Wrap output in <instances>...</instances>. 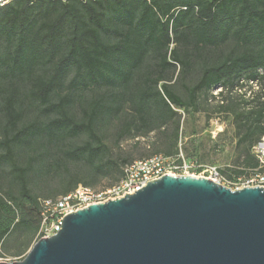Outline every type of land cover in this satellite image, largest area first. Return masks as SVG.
I'll return each mask as SVG.
<instances>
[{"label": "trees", "instance_id": "trees-1", "mask_svg": "<svg viewBox=\"0 0 264 264\" xmlns=\"http://www.w3.org/2000/svg\"><path fill=\"white\" fill-rule=\"evenodd\" d=\"M176 68L174 82L198 69L191 86L182 83L185 98L164 75ZM253 83L258 92L243 107L220 105L242 147L243 169L229 180L264 169L253 152L264 137V0H8L0 6V179L8 180L0 250L13 232L21 244L36 235L39 200L123 179L129 160L104 142L112 120L116 144L174 124L160 142L166 158L177 157L174 109L197 110L199 95L217 86L222 98ZM125 105L130 117H118ZM44 178L57 179L59 196L34 193Z\"/></svg>", "mask_w": 264, "mask_h": 264}, {"label": "water", "instance_id": "water-1", "mask_svg": "<svg viewBox=\"0 0 264 264\" xmlns=\"http://www.w3.org/2000/svg\"><path fill=\"white\" fill-rule=\"evenodd\" d=\"M60 226L21 261L0 264H264L263 187L164 175Z\"/></svg>", "mask_w": 264, "mask_h": 264}, {"label": "rangeland", "instance_id": "rangeland-1", "mask_svg": "<svg viewBox=\"0 0 264 264\" xmlns=\"http://www.w3.org/2000/svg\"><path fill=\"white\" fill-rule=\"evenodd\" d=\"M211 1V0H210ZM8 2V0H7ZM198 69L187 75L183 81H175V77L178 73V68L175 72L167 70L165 72L166 80L169 84L173 85L174 91L182 98L186 97L182 83L185 86H191L197 76ZM258 86L255 83L248 84L242 88L231 92L230 94H224L222 98L218 96L221 87L217 86L211 90L210 93L200 94L198 99L197 110L189 109L187 111L174 109L179 119L178 141H177V157H170L175 159V164L179 167L187 166L188 168L181 169L180 174L187 173L195 177L211 178L214 177L210 174V169H215L218 172L219 177L217 181L224 187L233 189L236 184H246L251 178H254L256 174L264 176V169L262 171L245 170L244 176H238L237 179H241L240 182L236 180H229L227 176L234 175L235 171L242 170L243 167L238 161V155L242 151V147L237 146V136L234 126V117L229 112H222L220 105H226L230 103V100L235 101L236 105L243 107V101H251L255 93L258 92ZM128 107L125 105L118 114V117H130ZM117 121L112 120L109 125L103 129L104 142L109 146L111 155L116 157L120 155L123 158L129 160L126 165L134 162L145 160L153 155L161 154L163 157V151L166 150L165 146L160 139H164L161 135L164 132L166 135L170 134L174 130V124H169L167 127L162 128L159 131H154L146 136L138 138H125L118 144L114 142L116 132ZM165 137V136H164ZM264 137L261 138L256 146H263ZM166 158V157H165ZM220 171H223L222 174ZM0 184L2 188L7 190L8 180L6 176L1 173ZM115 175H109L106 179H101L94 184L91 189L100 191L104 188L112 185ZM37 182V187H33L34 193L39 198H43L45 194H50L51 197H57V179H50L47 184L44 185L46 179H34ZM252 185H256L255 183ZM18 232H13L6 240L5 247L0 250L1 262L13 263L21 261L32 246L35 244V236L25 244H21L20 239L17 237Z\"/></svg>", "mask_w": 264, "mask_h": 264}, {"label": "built area", "instance_id": "built-area-1", "mask_svg": "<svg viewBox=\"0 0 264 264\" xmlns=\"http://www.w3.org/2000/svg\"><path fill=\"white\" fill-rule=\"evenodd\" d=\"M253 152L259 163L264 165V144L263 146L253 147ZM175 162V159L165 158L161 155H154L145 160L134 161L126 165L123 168V179L111 187L95 191L90 187L79 185L68 195L56 199L39 200L40 225L35 236V241L55 235L61 230V222L67 215L82 210L87 207V205H97L105 203L108 200L120 199L125 195H132L145 187L149 182L160 179L164 175H188L187 173H179L182 168L186 170L188 167H179ZM210 174L214 178L208 179L220 184V182L216 180L217 177H219L218 172L215 169H210ZM237 181L240 182L241 179H237ZM254 183L256 185H252ZM244 187L264 188V176L256 174L255 177L249 179L245 185L237 183L234 190L242 189Z\"/></svg>", "mask_w": 264, "mask_h": 264}]
</instances>
